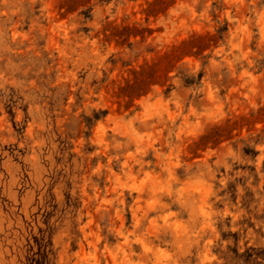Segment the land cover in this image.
Wrapping results in <instances>:
<instances>
[{
	"label": "rangeland",
	"instance_id": "obj_1",
	"mask_svg": "<svg viewBox=\"0 0 264 264\" xmlns=\"http://www.w3.org/2000/svg\"><path fill=\"white\" fill-rule=\"evenodd\" d=\"M0 264H264V0H0Z\"/></svg>",
	"mask_w": 264,
	"mask_h": 264
}]
</instances>
